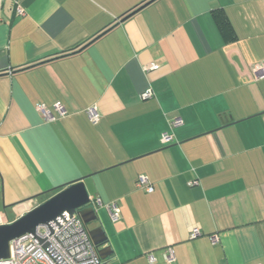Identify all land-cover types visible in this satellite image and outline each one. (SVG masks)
Masks as SVG:
<instances>
[{"label": "crops", "instance_id": "0c3cea01", "mask_svg": "<svg viewBox=\"0 0 264 264\" xmlns=\"http://www.w3.org/2000/svg\"><path fill=\"white\" fill-rule=\"evenodd\" d=\"M143 1L0 0V224L82 180L119 209L112 222L93 205L102 264H264V0H155L19 70Z\"/></svg>", "mask_w": 264, "mask_h": 264}, {"label": "built area", "instance_id": "2783aa9c", "mask_svg": "<svg viewBox=\"0 0 264 264\" xmlns=\"http://www.w3.org/2000/svg\"><path fill=\"white\" fill-rule=\"evenodd\" d=\"M16 14H22V9L17 7ZM152 69H157L158 65L152 64ZM254 72L258 78L264 77V61L254 66ZM153 95L151 89L142 93V98H150ZM46 120H53L52 113L43 105L37 106ZM55 111L59 116L65 113L61 106H55ZM86 114L90 121L95 122L99 114L95 107L86 109ZM181 120L176 118L172 125H180ZM163 142H170L172 136L163 133ZM193 183V182H192ZM135 186L147 193L153 191V186L144 175H139L135 181ZM95 207H104L112 222L119 219V209L115 203L103 204L99 198L92 201ZM198 235V230L194 229L191 237ZM36 236L43 242L40 243L33 235L26 234L10 242V255L5 260H0V264H102V260L92 245L89 236L84 228L81 219L76 215L63 213L55 221L49 222L48 226H39ZM212 242H217V237H211ZM46 244V245H45ZM163 258L166 262L174 261V253L171 247H166L163 251ZM149 262H153V256H148ZM261 264V263H254Z\"/></svg>", "mask_w": 264, "mask_h": 264}, {"label": "water", "instance_id": "95a60500", "mask_svg": "<svg viewBox=\"0 0 264 264\" xmlns=\"http://www.w3.org/2000/svg\"><path fill=\"white\" fill-rule=\"evenodd\" d=\"M153 1L155 0H144L135 8L114 20L112 24H110L104 30L94 36H91L88 41L81 44L78 48L70 50L68 52H62L47 60L36 61L29 64L28 66L20 68L19 70H24L48 61H52L54 59L66 57L82 51L98 38L105 35L107 32L115 28L117 25H119ZM65 212L70 215H76L81 219L96 252L98 253L101 260H105L110 255V253L106 252L109 249V247L106 245L107 236L104 234L101 226H96L94 228L88 227L90 223L96 222L98 218L93 208L92 199L90 198L82 180H76L64 186L61 190L57 191L48 199L28 210L12 222L0 224V260H5L9 257L10 242L13 239L19 238L26 234H31L40 243H42L43 241L36 236L37 228L39 226H48L49 222L55 221L57 217H61V215Z\"/></svg>", "mask_w": 264, "mask_h": 264}, {"label": "trees", "instance_id": "16d2710c", "mask_svg": "<svg viewBox=\"0 0 264 264\" xmlns=\"http://www.w3.org/2000/svg\"><path fill=\"white\" fill-rule=\"evenodd\" d=\"M213 15H214L217 25L224 33L227 31H230L229 23L227 21L226 16L224 15L222 11L214 10Z\"/></svg>", "mask_w": 264, "mask_h": 264}, {"label": "flooded vegetation", "instance_id": "af4514ba", "mask_svg": "<svg viewBox=\"0 0 264 264\" xmlns=\"http://www.w3.org/2000/svg\"><path fill=\"white\" fill-rule=\"evenodd\" d=\"M90 239V238H89ZM91 241V240H90ZM91 243H92V241H91ZM93 245V244H92ZM98 254V253H97Z\"/></svg>", "mask_w": 264, "mask_h": 264}]
</instances>
